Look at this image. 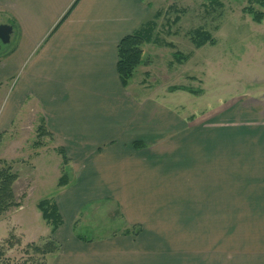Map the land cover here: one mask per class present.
<instances>
[{
  "label": "crops",
  "instance_id": "1",
  "mask_svg": "<svg viewBox=\"0 0 264 264\" xmlns=\"http://www.w3.org/2000/svg\"><path fill=\"white\" fill-rule=\"evenodd\" d=\"M74 1L0 0V134L22 129L36 105L70 160L49 264H264V96L196 109L200 78L152 80L166 50L153 42L143 46L152 62L124 85L118 44L161 3L79 0L53 31ZM112 204L122 228H79Z\"/></svg>",
  "mask_w": 264,
  "mask_h": 264
},
{
  "label": "rangeland",
  "instance_id": "2",
  "mask_svg": "<svg viewBox=\"0 0 264 264\" xmlns=\"http://www.w3.org/2000/svg\"><path fill=\"white\" fill-rule=\"evenodd\" d=\"M157 1L162 9L173 3L184 9L180 11V22L172 28L178 31L176 34L166 32V16L159 20L162 23L159 30L163 32L162 38L174 42L178 49L190 55L179 63L174 60V49L170 46H166L165 51H157L159 58L152 59V80L156 75L162 85H167L166 82L170 83L174 76H178V81L190 75L200 78L199 83L190 80V85L206 88L205 95L195 99L196 109L214 108L244 93L264 96V19L258 23L252 15L243 12L248 0H219L220 4L211 0ZM199 26L212 33L216 40L214 45L207 44L201 48L194 45L188 32ZM152 80L145 82L152 83ZM2 106L0 103V113ZM36 109L38 107L33 105L31 110L35 112L25 116L22 129L11 130L0 138V168L10 165L17 173L14 192L19 206L0 215V242L11 234L22 239L21 246L8 250L7 255L12 258L21 255V247L29 241L43 242L54 238L56 230L52 232L51 224L44 219L38 203L45 198L56 202L58 179L66 174L64 169L70 165L63 148H52V137L47 135V129V134L39 136V128L44 126ZM59 149L68 158L66 163ZM100 207L103 210V207L110 206L103 203ZM114 208L113 205L110 215L95 209L91 215L84 213L79 228L88 236L104 234L110 230L109 227L112 230L114 227L122 228V220L117 216V210L114 213ZM86 209L87 213L89 208Z\"/></svg>",
  "mask_w": 264,
  "mask_h": 264
},
{
  "label": "trees",
  "instance_id": "3",
  "mask_svg": "<svg viewBox=\"0 0 264 264\" xmlns=\"http://www.w3.org/2000/svg\"><path fill=\"white\" fill-rule=\"evenodd\" d=\"M79 0H75L67 12L63 15L60 21L55 26V31L60 24L68 17ZM212 2L219 3V0H211ZM259 7V8H258ZM180 11H184L176 5L171 4L166 8H160L156 11L154 17L147 21L145 25L126 36H124L118 44V62L117 69L121 80L126 85L136 74L138 67L142 64H147L150 60L144 55L143 46L146 43L153 42L157 45L170 46L174 49V60L182 63L188 59L190 53H184L178 49L174 42L168 41L161 37L163 33L159 30L162 24L159 22L163 16H166V32L171 35L177 33V30H172L173 26L177 25L181 20ZM173 12V13H172ZM243 12L253 16L255 22H262L264 19V0H248V4L243 8ZM174 14L172 16V14ZM191 40L197 48H201L207 44L214 45L216 40L210 31L203 27H197L193 31L188 32ZM174 89H187L195 94H200L201 89L187 88L181 85L172 87ZM46 134L44 127L39 128V136ZM0 134V138H1ZM35 145L39 143L35 142ZM135 146L143 147L142 142L137 141ZM64 156L66 163L68 158L64 155V151L59 149ZM17 180V173L12 171L10 165L0 168V215L9 209L19 206V202L15 198L14 183ZM67 181L66 174H63L59 180V185H63ZM38 207L43 213V217L48 224H51L52 232L57 230L63 224V218L59 212L56 202L51 198H45L39 201ZM141 228L137 230L139 233ZM128 233V231H126ZM22 239L11 234L10 237L0 242V264H49L50 257L56 255L60 249L61 244L54 238H47L43 242L29 241L25 246L21 247V255L12 258L7 255L8 250L15 246H21Z\"/></svg>",
  "mask_w": 264,
  "mask_h": 264
},
{
  "label": "water",
  "instance_id": "4",
  "mask_svg": "<svg viewBox=\"0 0 264 264\" xmlns=\"http://www.w3.org/2000/svg\"><path fill=\"white\" fill-rule=\"evenodd\" d=\"M0 31H2V32H0V38L4 42L8 41L9 33H8L7 29L2 26V27H0Z\"/></svg>",
  "mask_w": 264,
  "mask_h": 264
},
{
  "label": "flooded vegetation",
  "instance_id": "5",
  "mask_svg": "<svg viewBox=\"0 0 264 264\" xmlns=\"http://www.w3.org/2000/svg\"><path fill=\"white\" fill-rule=\"evenodd\" d=\"M0 32H2V31H0Z\"/></svg>",
  "mask_w": 264,
  "mask_h": 264
}]
</instances>
